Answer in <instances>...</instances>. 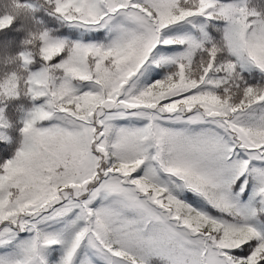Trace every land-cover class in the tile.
Returning a JSON list of instances; mask_svg holds the SVG:
<instances>
[{
	"label": "snow or ice",
	"instance_id": "obj_1",
	"mask_svg": "<svg viewBox=\"0 0 264 264\" xmlns=\"http://www.w3.org/2000/svg\"><path fill=\"white\" fill-rule=\"evenodd\" d=\"M0 264H264V0H0Z\"/></svg>",
	"mask_w": 264,
	"mask_h": 264
}]
</instances>
